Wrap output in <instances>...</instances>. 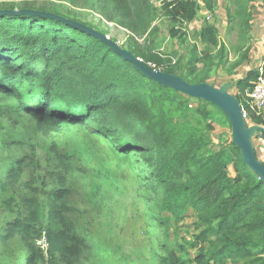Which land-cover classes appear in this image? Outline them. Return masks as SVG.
<instances>
[{"label": "trees", "instance_id": "obj_1", "mask_svg": "<svg viewBox=\"0 0 264 264\" xmlns=\"http://www.w3.org/2000/svg\"><path fill=\"white\" fill-rule=\"evenodd\" d=\"M84 1L92 7L111 5L122 26L147 38L160 17L172 22L169 31L176 36L177 26L191 23L201 9L197 0L165 2L159 8L150 0ZM202 1L213 13V0ZM244 1L251 0H234V11L228 6L226 13L229 24L235 21L248 39L255 16ZM19 5L3 3L0 9H39L81 22L60 3L37 7L27 0ZM198 37L208 48L224 51L214 22L205 21ZM128 50L149 67L154 63L189 83L207 81L163 68L161 53L149 48ZM262 68L264 75V58ZM258 74L250 69L235 85L244 108L245 93ZM200 101L210 108H193L189 97L146 77L106 43L63 21L0 15V118L17 115L29 121L32 126L23 127L42 143L50 168L48 174L41 171L30 141L31 153L0 156V245L23 242L28 249L24 264H120L122 244L112 241V233L144 229L156 238L159 230L156 250L146 241L149 264H264V181L243 163L232 141L235 175L228 174L229 162L221 150L212 151L210 135L214 123L230 129L228 118L209 101ZM247 123L259 125L264 134V113L250 111ZM114 127L133 143L108 137ZM134 152L151 168L158 217L138 186ZM128 207L129 218L122 213ZM189 210L202 226L193 236V256L182 243L176 241L175 250L167 240L171 224ZM134 221L141 225L133 226ZM42 238L45 248L37 243ZM122 254L133 262V251Z\"/></svg>", "mask_w": 264, "mask_h": 264}, {"label": "rangeland", "instance_id": "obj_2", "mask_svg": "<svg viewBox=\"0 0 264 264\" xmlns=\"http://www.w3.org/2000/svg\"><path fill=\"white\" fill-rule=\"evenodd\" d=\"M25 1L27 0H0V4H15V6L18 7L22 6L19 4ZM29 1L33 2L37 7L42 6L46 1L50 3H60L64 10L68 8L70 11H73L81 22H91L101 30H104L106 32L105 34L114 39L121 47L126 49L133 48L136 51V47L139 46L142 49L149 48L155 53H161L160 55L163 56L165 61L163 68L178 69V71L189 80H197L200 77H205L207 79L205 82L212 83L216 87L224 83H229L228 91L233 95L239 93V90L235 86L239 79L244 77L250 69H258L264 58V0H262V2H259L260 0H252L254 3H257L251 4L254 16H256V21L253 23L255 25V30L250 34L248 39L243 37L244 34L240 33L239 27L235 21L230 23V29L234 28L230 31L227 30L224 32V30L218 26V40L219 43L224 45V51L222 53L218 52V47L208 48L200 43L198 36L201 28L197 23L193 24V22H191V24L177 26L179 34L173 36L169 31L173 26L172 22L166 17H160L155 22L158 28L151 36L148 38L146 35L137 37L133 36L128 29L119 23V20H117V17L119 19V15L117 16L115 13L112 14L114 10L111 5L107 8L101 6L92 7L90 3L84 0H75L73 3L69 0ZM150 1L157 8L162 5L160 3L161 0ZM230 8L234 11V6H230ZM221 9L225 11L222 6ZM208 16L209 14L207 13L200 15L199 18L202 21H200L199 24L203 26L205 21L214 22L213 20H217V18H213L211 15ZM189 26L194 29H189ZM189 102L193 108L200 105L210 108V106L203 104L199 98L189 97ZM191 121L195 125H199L200 123L196 118H191ZM26 125L32 126L29 121L21 119L17 115L11 119L5 117L0 118V156L3 154L12 159L17 156H23L29 151L31 153L32 149H29L27 145L30 141L34 147L33 153L35 158L41 164V171L48 174L47 171H50V168L47 165L43 145L40 141L37 142L35 133L31 134L28 127H23ZM110 129H114V133L108 136L111 139L114 138L122 142L133 143L132 138L128 134L119 132L115 127ZM259 134L260 131L256 132L252 137V143L256 149L260 147L258 142ZM210 135L213 140L211 145L212 151L221 150L224 153L229 162L227 172L230 176H234V156L228 147L229 142L232 141L231 130L225 124L214 123V129L211 130ZM18 140H25L26 143L15 142ZM103 141L104 140H99V142ZM100 145H102V143H100ZM131 158L136 167L139 178L138 186L141 189L142 196L148 201L149 206L154 208L155 217H158L160 213L156 209V204L154 202L157 188L154 183L149 180L151 168L148 164L144 163L142 157L138 153H132ZM122 213L128 218L131 216L129 207ZM121 223L123 222L121 221ZM105 224L108 229H112L110 224ZM140 225L141 221H134L133 223V226ZM201 229L202 226L197 225L194 212L189 210L183 220L178 224L172 223L169 227L168 244L174 247L175 250H178L175 246L176 241L177 243H182L188 247V252L193 256L197 253L193 236ZM157 233H159V230L154 234L156 238H153L152 234H148L144 229L140 230L137 234H133V230H124L121 234L117 232L112 233V241L114 243L118 241L122 244L121 249L117 251V261L120 264H149L147 262L149 257L148 245L152 242L154 249H157ZM146 241H149L147 246ZM41 243L43 244V242ZM0 247L2 248L0 251V264L25 263L24 257L28 253V249L23 242L9 243L0 245ZM131 251L134 253V260H132V263L122 254V252L130 253ZM136 251L140 253L142 257L141 261H137L138 259L135 257V255H137ZM128 259H130V257H128Z\"/></svg>", "mask_w": 264, "mask_h": 264}, {"label": "water", "instance_id": "obj_3", "mask_svg": "<svg viewBox=\"0 0 264 264\" xmlns=\"http://www.w3.org/2000/svg\"><path fill=\"white\" fill-rule=\"evenodd\" d=\"M35 15L40 17L54 18L74 26L87 34L96 37L106 43L115 53L123 59L131 62L136 69L141 71L146 77L155 82L171 87L184 95L192 98L207 100L218 107L228 118L231 130L232 143L239 149L241 159L247 167L264 181V163L256 155L255 147L252 143L253 135L260 130L259 125H249L243 117V108L235 95L231 94L229 83H224L219 87L207 82L189 83L175 73L153 69L144 64L130 50L121 47L114 39L83 22L69 19L55 13L32 9H0V15Z\"/></svg>", "mask_w": 264, "mask_h": 264}, {"label": "built area", "instance_id": "obj_4", "mask_svg": "<svg viewBox=\"0 0 264 264\" xmlns=\"http://www.w3.org/2000/svg\"><path fill=\"white\" fill-rule=\"evenodd\" d=\"M180 0H161L160 3H165V2H176ZM142 60V59H141ZM153 69H160V68H155L154 64H150ZM258 77L253 84L252 88L250 90H247L245 93V105H247V108L243 107V117L248 122L249 120V112L255 113V115L259 116L264 113V75H263V68L262 64L261 66L258 67ZM242 105V104H241ZM259 146H261L264 149V134L260 132L259 138H258ZM43 242V244L41 243ZM42 248L46 247V242L45 239H40L37 242Z\"/></svg>", "mask_w": 264, "mask_h": 264}, {"label": "crops", "instance_id": "obj_5", "mask_svg": "<svg viewBox=\"0 0 264 264\" xmlns=\"http://www.w3.org/2000/svg\"><path fill=\"white\" fill-rule=\"evenodd\" d=\"M197 1L200 3V5H201V9H200V11L198 12L196 18L192 21L193 24H194V23H197L198 26H200V28H201L202 25H200L199 23H200V21H202V20H200L199 16L202 15V14L207 13V14H209V16L211 15L213 18H217V20L215 19V20H213V21H214V23H215V25H216V27H217V29H218V32H219V28H218V26H220V27L224 30V32H226L227 30L230 31V30L234 29V28H231V29H230V24H229V22H228V17H227V14L225 13L226 8H227L228 6L230 7V6H233V5L235 4L234 0H222V2H221V0H213V2H214V6H216V8H214L213 13L210 12V11L208 10V8L204 5V3H203L202 0H197ZM259 2H262V0H260ZM259 2H258V3H259ZM244 4H246V5H251V4H257V3H254V2L251 0V1H244ZM221 6L224 7L225 11H224L223 9H221ZM252 13L254 14L253 10H252ZM209 16H208V17H209ZM255 18H256V16L254 17V19H255ZM255 21H256V19L253 21V23H254ZM218 23H219V24H218ZM190 24H191V23H190ZM189 29L193 30L194 28H191V27L189 26ZM254 30H255V25L252 24V27H251V29H250V31H249L248 36H250V34H252V32H253ZM227 33H228V32H227ZM255 150H256V155H257L258 159H259L260 161L264 162V149L260 146L258 149L255 148Z\"/></svg>", "mask_w": 264, "mask_h": 264}]
</instances>
